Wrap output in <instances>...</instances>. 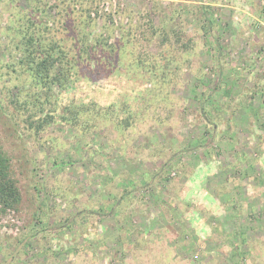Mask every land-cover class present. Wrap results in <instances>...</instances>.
Listing matches in <instances>:
<instances>
[{
	"label": "rangeland",
	"instance_id": "obj_1",
	"mask_svg": "<svg viewBox=\"0 0 264 264\" xmlns=\"http://www.w3.org/2000/svg\"><path fill=\"white\" fill-rule=\"evenodd\" d=\"M26 7L27 0H0V148L21 194L16 209L0 205V264H264V0L81 6L114 12L115 30L159 9L155 34L192 42L124 136L103 127L82 133L54 119L36 133L29 113L11 104L29 92L55 93L18 65L14 42ZM63 17L54 22L75 37ZM83 22L75 30L91 38L102 24ZM121 71L87 74L66 95L113 100L142 86L123 81Z\"/></svg>",
	"mask_w": 264,
	"mask_h": 264
},
{
	"label": "trees",
	"instance_id": "obj_2",
	"mask_svg": "<svg viewBox=\"0 0 264 264\" xmlns=\"http://www.w3.org/2000/svg\"><path fill=\"white\" fill-rule=\"evenodd\" d=\"M94 1L53 0L49 5L48 0H27V7L25 11L23 10L25 19L21 26L18 25L20 27L16 37L18 41L14 42L16 50L21 53L18 65L22 68V74L33 81L43 83L49 91L53 88L55 93L48 95L42 92H29L26 93L23 101L13 99L11 104L13 103V106L16 104L17 109H24L29 113L26 115V121L29 127L36 128V133L42 128L43 122L46 121L48 124L54 119L71 128L79 129L82 133H87L89 130L95 132L103 127L112 130L116 135L128 134V128L142 121V115L146 114L157 79L159 77L162 80L168 79L176 72L181 64L178 53L187 51L191 47L192 42H182L176 32L170 36L164 30L160 32L159 37L155 34L152 14L159 18L162 13L157 8L152 14L150 9L149 12L138 13L135 24L129 25L130 28L116 29L118 39H115L113 38L116 31L113 26L114 12L81 9V6L94 4ZM37 3L39 6H36ZM50 9L54 10L55 19L47 13ZM201 9L205 22L204 29L208 33L211 28L205 18L208 8ZM36 13L39 15L37 16ZM62 16L66 17H63L64 24L73 23L72 30L67 29L73 31L75 37H66L60 32L63 27L60 24L57 26L54 21L56 17L59 20ZM98 17L101 18L102 24L98 27L99 32H95L92 38L89 31L84 28L80 31L75 30L78 29L81 21L88 27ZM159 20L162 21V18ZM132 27H135V30H132ZM67 29L65 30L68 31ZM147 32L151 37H147ZM45 37L50 38L48 43H44ZM152 40L159 43L156 52H151L149 49V42L151 43ZM177 44L180 46L177 47L176 52ZM172 64H175L173 70L168 71ZM118 69L122 70L123 81L132 77L142 86L139 88V85H134L133 90H128V94H120L113 100H110V96L103 97L104 99L99 101L96 96L86 101L79 100L81 98L77 96L67 97V91L72 89L69 84L74 80L101 70L112 75ZM145 82L154 86L143 90ZM46 106H48L47 110ZM9 162L0 148L2 211L7 208L16 209L21 200L16 182L9 174ZM33 235L30 234L29 239Z\"/></svg>",
	"mask_w": 264,
	"mask_h": 264
}]
</instances>
